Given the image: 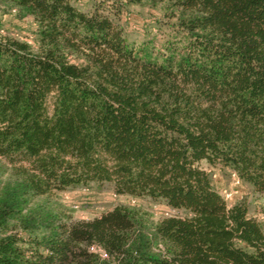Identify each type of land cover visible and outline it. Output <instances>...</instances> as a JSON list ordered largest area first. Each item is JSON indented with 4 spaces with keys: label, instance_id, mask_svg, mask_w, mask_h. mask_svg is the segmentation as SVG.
Masks as SVG:
<instances>
[{
    "label": "trees",
    "instance_id": "16d2710c",
    "mask_svg": "<svg viewBox=\"0 0 264 264\" xmlns=\"http://www.w3.org/2000/svg\"><path fill=\"white\" fill-rule=\"evenodd\" d=\"M143 2L177 39L129 37L115 16ZM0 7L32 26L17 38L0 21V157L22 161L0 179V264H264L263 224L200 166L264 195V0ZM90 182L177 213L71 220L53 204Z\"/></svg>",
    "mask_w": 264,
    "mask_h": 264
},
{
    "label": "rangeland",
    "instance_id": "374dc122",
    "mask_svg": "<svg viewBox=\"0 0 264 264\" xmlns=\"http://www.w3.org/2000/svg\"><path fill=\"white\" fill-rule=\"evenodd\" d=\"M71 1L83 10L90 9L95 3L99 2V0ZM1 9L0 7V21L12 27V31L7 32L9 35L20 38L25 33H30L32 26L28 21L17 20L12 13H2ZM119 9V16H115V19L119 20V24L126 29L130 38L140 39L145 31H150L155 35L156 43L159 45L167 38L177 39L176 33L171 30L170 24L165 22L166 16L163 13V5H152L143 2L139 5H123ZM156 18H159L160 22H157ZM141 27L144 28L140 29ZM47 106L51 110L52 99H49ZM21 163L22 161H19V158L10 161L0 157V179L10 178L13 169L19 167ZM200 166L210 173L214 186L222 196L229 192H236L233 194L232 199L227 201L229 205L236 201H245L249 216L255 217L264 226V195L255 192L248 183L235 184L232 171L229 168L219 166L211 168L205 162H201ZM53 204H56L58 210L71 220L91 219L116 205L142 208L153 220L177 213L159 200L118 195L114 192L110 182H90L68 186L55 194Z\"/></svg>",
    "mask_w": 264,
    "mask_h": 264
},
{
    "label": "built area",
    "instance_id": "2783aa9c",
    "mask_svg": "<svg viewBox=\"0 0 264 264\" xmlns=\"http://www.w3.org/2000/svg\"><path fill=\"white\" fill-rule=\"evenodd\" d=\"M232 174H233V177H234V183H235V184L240 183V180H239V178L236 176V174H235V173H232ZM234 193H236V192H229V193L224 194L222 197H223V199L227 202V201H229V200L232 199Z\"/></svg>",
    "mask_w": 264,
    "mask_h": 264
}]
</instances>
